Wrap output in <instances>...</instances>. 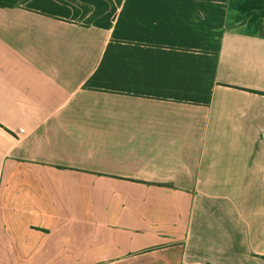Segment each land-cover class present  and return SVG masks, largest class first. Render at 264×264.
<instances>
[{
  "label": "crops",
  "instance_id": "obj_1",
  "mask_svg": "<svg viewBox=\"0 0 264 264\" xmlns=\"http://www.w3.org/2000/svg\"><path fill=\"white\" fill-rule=\"evenodd\" d=\"M0 3V264H264V0Z\"/></svg>",
  "mask_w": 264,
  "mask_h": 264
},
{
  "label": "trees",
  "instance_id": "obj_2",
  "mask_svg": "<svg viewBox=\"0 0 264 264\" xmlns=\"http://www.w3.org/2000/svg\"><path fill=\"white\" fill-rule=\"evenodd\" d=\"M0 6H2V7H6V6H8L7 4H4V3H0Z\"/></svg>",
  "mask_w": 264,
  "mask_h": 264
}]
</instances>
